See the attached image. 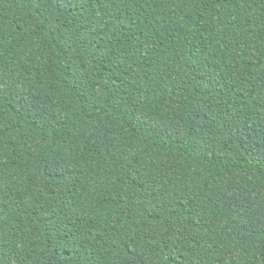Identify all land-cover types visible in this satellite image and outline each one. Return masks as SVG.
<instances>
[{
	"label": "trees",
	"instance_id": "16d2710c",
	"mask_svg": "<svg viewBox=\"0 0 264 264\" xmlns=\"http://www.w3.org/2000/svg\"><path fill=\"white\" fill-rule=\"evenodd\" d=\"M0 264H264V0H0Z\"/></svg>",
	"mask_w": 264,
	"mask_h": 264
}]
</instances>
